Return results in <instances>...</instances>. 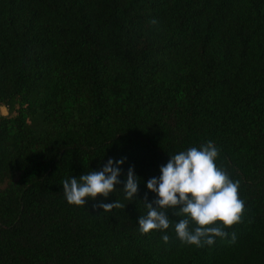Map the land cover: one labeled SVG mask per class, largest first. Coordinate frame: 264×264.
Wrapping results in <instances>:
<instances>
[{
	"label": "trees",
	"instance_id": "1",
	"mask_svg": "<svg viewBox=\"0 0 264 264\" xmlns=\"http://www.w3.org/2000/svg\"><path fill=\"white\" fill-rule=\"evenodd\" d=\"M0 106V264H264V0H0ZM209 140L242 222L197 248L169 209L140 234L147 180ZM109 158L135 198L68 204L62 181Z\"/></svg>",
	"mask_w": 264,
	"mask_h": 264
},
{
	"label": "clouds",
	"instance_id": "2",
	"mask_svg": "<svg viewBox=\"0 0 264 264\" xmlns=\"http://www.w3.org/2000/svg\"><path fill=\"white\" fill-rule=\"evenodd\" d=\"M151 23L157 21L153 19ZM218 156L219 149L210 140L171 155L167 163L160 166V175L146 182L147 190L155 193V199L144 202L147 213L138 218L140 234L167 230L171 220L166 213L175 209L172 214L181 218L174 224V231L182 244L202 248L214 245L216 238L228 237L226 229L242 222L245 201L239 196L240 182L232 180L227 171L217 165ZM125 159L114 163L109 158L101 170L64 179L62 191L67 203L85 206L88 200H94L97 202L92 205L93 209L105 212L124 208L125 204L119 201L105 203L98 200V196L107 198L116 190V185L123 183L125 199L135 198L139 179L133 166H129L123 182L119 178L122 171L119 166ZM144 199L147 201V193ZM235 239L232 233L231 242ZM162 240L168 243L169 236L164 235Z\"/></svg>",
	"mask_w": 264,
	"mask_h": 264
},
{
	"label": "rangeland",
	"instance_id": "3",
	"mask_svg": "<svg viewBox=\"0 0 264 264\" xmlns=\"http://www.w3.org/2000/svg\"><path fill=\"white\" fill-rule=\"evenodd\" d=\"M0 114L5 115L6 114V109L2 106H0Z\"/></svg>",
	"mask_w": 264,
	"mask_h": 264
}]
</instances>
